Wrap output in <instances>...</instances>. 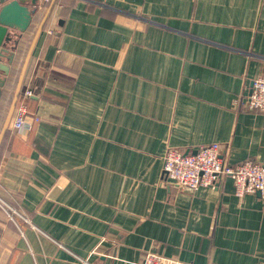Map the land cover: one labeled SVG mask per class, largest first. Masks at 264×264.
Segmentation results:
<instances>
[{
  "label": "crops",
  "instance_id": "obj_1",
  "mask_svg": "<svg viewBox=\"0 0 264 264\" xmlns=\"http://www.w3.org/2000/svg\"><path fill=\"white\" fill-rule=\"evenodd\" d=\"M18 1L35 13L0 63V199L28 221L0 206V264H264L259 194L164 174L168 150L211 144L264 164V113L244 107L264 0ZM22 105L39 121L17 134Z\"/></svg>",
  "mask_w": 264,
  "mask_h": 264
},
{
  "label": "built area",
  "instance_id": "obj_2",
  "mask_svg": "<svg viewBox=\"0 0 264 264\" xmlns=\"http://www.w3.org/2000/svg\"><path fill=\"white\" fill-rule=\"evenodd\" d=\"M48 2L49 0H43ZM31 91L26 97L32 96ZM244 101L245 110L264 113V78L253 80L251 92ZM239 101L236 100L235 105ZM38 118L32 117L25 105L18 108L13 121V129L17 134L32 129ZM164 174L183 190L197 192L201 189L215 188L221 180L231 178L235 195L243 197L248 194H259L264 199V164L245 160L236 165H230L223 157V148L219 144L200 147L194 154H186L178 149H170L164 157ZM0 206L8 213L16 224L17 218L27 222L23 216L0 199ZM82 264H88L83 261ZM142 264H188L162 256L155 252H147Z\"/></svg>",
  "mask_w": 264,
  "mask_h": 264
},
{
  "label": "water",
  "instance_id": "obj_3",
  "mask_svg": "<svg viewBox=\"0 0 264 264\" xmlns=\"http://www.w3.org/2000/svg\"><path fill=\"white\" fill-rule=\"evenodd\" d=\"M36 1V0H35ZM33 1V5L36 2ZM34 10L31 6L23 4L18 0H12L4 5L0 10V63L3 58L12 61L13 56L10 55L9 44L13 42L12 31L23 34L27 31L32 23ZM19 38V34H14ZM16 45V42L14 43ZM14 49V48H12ZM0 64V70H5Z\"/></svg>",
  "mask_w": 264,
  "mask_h": 264
}]
</instances>
